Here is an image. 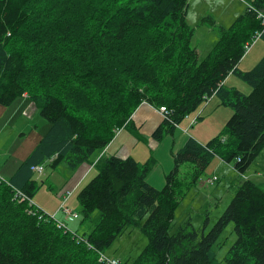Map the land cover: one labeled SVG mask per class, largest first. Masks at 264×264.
<instances>
[{
    "label": "trees",
    "instance_id": "1",
    "mask_svg": "<svg viewBox=\"0 0 264 264\" xmlns=\"http://www.w3.org/2000/svg\"><path fill=\"white\" fill-rule=\"evenodd\" d=\"M187 9L188 0H0V106L26 95L49 123L15 173L0 178V264H107L100 254L132 227L147 244L125 264H219L214 247L229 224L236 239L225 264H264V190L241 179L264 149V56L247 72L238 68L254 37L264 42V0H249L228 27L202 17L198 26L218 34L202 59L191 46ZM229 75L251 92L225 89ZM213 96L232 109L226 136L206 144L188 138L172 154L162 189L146 181L153 157L143 164L96 159L142 103L168 111L152 134L158 143ZM215 157L241 179L232 200L206 234L207 218L200 231L187 222L170 235L184 191ZM46 162L96 170L77 194L79 214L90 223L81 237L16 197L33 198L32 168ZM185 164L189 172H181Z\"/></svg>",
    "mask_w": 264,
    "mask_h": 264
},
{
    "label": "rangeland",
    "instance_id": "2",
    "mask_svg": "<svg viewBox=\"0 0 264 264\" xmlns=\"http://www.w3.org/2000/svg\"><path fill=\"white\" fill-rule=\"evenodd\" d=\"M246 6L247 2L241 0H188L186 19L188 25L195 30L191 46L199 50L200 59L204 58L210 52L218 38L216 30L198 26L200 19L206 15L212 16L217 24L228 27L244 12ZM234 14L236 15L234 16ZM263 56L264 42L258 38L250 45L245 56L242 58L238 67L239 70L243 72L251 70ZM223 85L225 89L233 88L245 95L251 92V87L234 75L228 76ZM30 103L31 102H28V105ZM25 112V109L18 108L16 102L8 107L0 106L1 179L8 180L15 173L20 164L32 153L39 140L43 138L49 129V123L39 116L36 109L29 114ZM231 115L232 109L222 105L219 97L213 96L180 124V129L187 127V129L190 130L189 132L180 134L179 130L174 129L172 134L165 135L162 140L158 142L160 145L159 149L156 151L151 150L154 152H152V155H149L148 158L141 159L137 157L140 151H135L133 156L136 157L139 164L145 163L150 157L155 159L156 163L146 178L152 182H156L163 171L166 170V174L171 171H167L166 169L167 165L173 164L172 158L167 155L169 150L173 151V154L182 148L188 138H191L192 134H194L193 130L195 128L200 136V142L203 144H206L216 137L222 139L226 136V134H224V127ZM197 116L201 118L197 119L194 125L191 126L189 123L186 125V121L189 122L190 119L196 118ZM127 133V130L122 132V134L125 135H127ZM175 135L183 136L185 142H182H184V144L181 143ZM172 139H175V142ZM142 147L148 150L147 147H150V145H142L139 143L138 149H142ZM112 153L113 151L110 152V154ZM189 166L190 164L182 166V168H180L181 172L186 169L189 172ZM43 169L41 173L34 172L37 190L33 195V202H40L38 197L46 198L47 206L51 210H55L54 212L51 213L46 209L43 210L36 203L35 204L42 211L47 213L49 217H54L55 215L54 219L62 223L65 230L71 233L77 232V235L81 237V235L88 231L90 223L89 221L83 222L79 214L80 207L77 201V194L96 175V170L94 169L89 173L87 178L84 179L82 184L76 189L69 203L64 206V208L68 206L71 210L77 211V219L64 220V214L58 210L63 203V194L59 196V193L65 186V181L67 180L66 173L71 170H69L65 164H60L57 168H52L49 162L45 163ZM210 177H215L217 179L214 185H203L202 182ZM161 179L162 178L159 179L160 182ZM163 179L165 185V177ZM241 179L251 180L264 190V149L253 161ZM241 179L232 169V166H229L221 159L215 157L199 178L198 184L189 185L186 191H184L176 208L169 234H175L179 228L185 227L187 222L191 223V227L195 231H200L203 229L207 218L208 223L204 230L206 234L227 208L234 196V189L240 183ZM164 185L160 187L150 186L160 190ZM98 217L99 213H94L91 222L95 223ZM235 239L234 225L229 224L219 238L218 246L214 247L216 260L219 264H225V257ZM146 244L147 237L142 233L140 227H132L117 237L104 251L103 255L106 258L115 260L119 264L129 263L137 258Z\"/></svg>",
    "mask_w": 264,
    "mask_h": 264
},
{
    "label": "crops",
    "instance_id": "3",
    "mask_svg": "<svg viewBox=\"0 0 264 264\" xmlns=\"http://www.w3.org/2000/svg\"><path fill=\"white\" fill-rule=\"evenodd\" d=\"M235 15L236 14H234V16ZM197 51L199 53V50H197ZM226 80H225V82H226ZM15 102H16L18 108H22V109L26 110V112H25L26 114H29L35 110V107L32 103H30L28 105L29 101L26 98V95H24L22 98L18 99ZM187 123H189V122L186 121V125H187ZM161 124H162L161 115L159 113H157V111H155V109L152 106H150L149 104L142 103L136 109V111L133 113V115L131 116L129 128L128 129L122 128L120 133L115 136L113 141L106 147V149L104 151H102L98 155V157L96 159H98L101 156H105V157L115 156V157L123 158V159L127 158V157H132L136 160V157L133 156V153L135 151H140V154L139 155L137 154V157H140L141 159L148 158V156L152 155V152H154L151 150L156 151L160 147V145L153 140L152 134ZM125 130H127V132H128L127 135L122 134V132ZM176 130H179L180 134H182V133L185 134L186 132L190 131L189 129H187V127L180 129V126ZM193 133L194 134H192L191 138H194L196 141L203 144L202 142H200V138H199L200 136L198 135L196 128L193 130ZM175 136L179 139V141H181V143L184 144L185 140H184L183 136H181V135H175ZM172 140H174V142H175V139H172ZM182 141H184V142H182ZM139 143L142 145L149 144L150 147H147L148 150H146L145 147H142V149H138ZM111 151H113L112 154H110ZM172 152L173 151L169 150V152L167 153L168 157L172 158V156H171ZM136 161L139 163L138 160H136ZM172 163H173V161H172ZM172 165L171 164H169V166L167 165V168H166L167 171L172 169ZM89 167H90V165H82L78 169H76L74 171H68L66 173L67 180L65 181V186L62 188L61 192L59 193V196L60 195L62 196V194L66 191L71 192V196H70L69 200L66 201L65 206L69 203V201L73 197L76 189L82 184L83 180L87 177V175H89V172H91L92 167H90V168ZM166 173H167L166 170L161 173V175L159 177V179L162 178L161 182L158 178H157L156 182H152L151 180H148L147 178H146V180H147L149 185H153L155 187H160L161 185L163 186L164 185V179L163 178L167 175ZM38 199L40 202H38V203L35 202V203L41 209H43V210L46 209L48 212H51V213L55 211V210H51L47 206L46 198L38 197ZM66 208L70 209L68 206ZM58 210H59V208H58ZM71 211L74 213H77V211H75V210H71ZM64 220H66L65 216H64Z\"/></svg>",
    "mask_w": 264,
    "mask_h": 264
},
{
    "label": "built area",
    "instance_id": "4",
    "mask_svg": "<svg viewBox=\"0 0 264 264\" xmlns=\"http://www.w3.org/2000/svg\"><path fill=\"white\" fill-rule=\"evenodd\" d=\"M241 1H244V2H249V0H241ZM259 17L263 20V22H264V15L263 14H259ZM259 38V35H257V36H255L254 37V40H253V42L255 41V40H257ZM253 42H252V44H253ZM251 44V45H252ZM250 47V46H249ZM248 47V48H249ZM248 48H247V51H248ZM154 108V107H153ZM155 109V111H157V113H159L160 115H161V117H162V119H165L166 118V115H167V113H168V111H167V109L165 108V107H160V108H154ZM186 118H188V116L186 117ZM185 118V119H186ZM197 118H198V116L196 117V118H193V119H190V121H189V125H194L195 123H196V121H197ZM173 127L175 128V129H178L179 128V125L178 124H173ZM120 129H117L116 131H115V135H118L119 133H120ZM91 167V166H90ZM89 167V168H90ZM43 166H37V167H34V168H32V171H34V172H38V173H41V172H43ZM216 178L215 177H210V178H206L203 182H202V184L203 185H208V186H212V185H214V183L216 182ZM71 196V192L70 191H66V192H64L63 193V203H62V205L60 206V208H59V211L60 212H62L63 214H64V216H65V218L66 219H70V220H74V219H77V213H74V212H72L70 209H68V208H64V206H65V202L68 200V198ZM16 197H17V199L20 201V202H23V201H27L28 202V204H29V206H32V207H35L36 209H38V210H41L34 202H33V200L32 199H30V198H28L25 194H23V193H21V192H18V193H16ZM45 213V212H44ZM46 215H48L47 213H45ZM54 217H55V215H54ZM54 217L52 216V217H49L51 220H53V221H55L56 222V224H57V227L58 228H61V229H65V227H64V225L62 224V223H59V222H57L55 219H54ZM99 260L101 261V262H105V263H107V264H119L118 262H116L115 260H112V259H109V258H106L103 254H100V256H99Z\"/></svg>",
    "mask_w": 264,
    "mask_h": 264
},
{
    "label": "water",
    "instance_id": "5",
    "mask_svg": "<svg viewBox=\"0 0 264 264\" xmlns=\"http://www.w3.org/2000/svg\"><path fill=\"white\" fill-rule=\"evenodd\" d=\"M261 13H264V10H262Z\"/></svg>",
    "mask_w": 264,
    "mask_h": 264
}]
</instances>
